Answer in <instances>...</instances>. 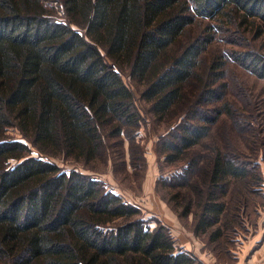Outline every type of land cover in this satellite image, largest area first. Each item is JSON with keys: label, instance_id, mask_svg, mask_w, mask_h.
Returning <instances> with one entry per match:
<instances>
[{"label": "trees", "instance_id": "1", "mask_svg": "<svg viewBox=\"0 0 264 264\" xmlns=\"http://www.w3.org/2000/svg\"><path fill=\"white\" fill-rule=\"evenodd\" d=\"M250 24L264 35V0H0V264H198L100 180L44 157L88 164L137 126L142 110L125 74L155 117L179 115L162 147L168 162L187 163L163 179L178 187L182 215L196 205V228L213 242L241 225L224 196L232 182L262 181L254 162L229 141L196 150L221 115L248 124L219 103L227 61L206 53L216 33L239 42ZM227 54L264 79L262 52Z\"/></svg>", "mask_w": 264, "mask_h": 264}, {"label": "rangeland", "instance_id": "2", "mask_svg": "<svg viewBox=\"0 0 264 264\" xmlns=\"http://www.w3.org/2000/svg\"><path fill=\"white\" fill-rule=\"evenodd\" d=\"M51 5L53 4H49ZM57 15L58 19H61L62 11L58 10ZM203 21L204 24H216V21L211 19ZM200 29L195 25L193 31L196 33ZM242 29L245 40L241 39L235 43L216 33L206 55L207 60H211L216 54L224 56L227 66L220 82L227 85L219 91L223 96L219 103H229L241 113L244 112L249 116L248 124L244 121L238 125L234 119L228 118V114L221 115L218 123L212 126L205 144L196 151L201 153V157L206 156L216 142L223 145L225 141H229L231 147L239 150L244 158L254 162L255 167H251V175L261 174L262 181L258 182L259 179L253 177L249 186L235 182L229 185L224 198L228 210L234 209L241 213V225L232 229L223 228L225 235L218 242L210 239L211 230L207 233L197 230L196 205L191 213L182 215L184 202L180 200L181 197L178 203L172 198L179 191L178 187L166 186L163 180L182 172L187 164L185 161L168 162L162 147L163 138L179 123V115L175 114L169 120H159L155 117L149 104L141 99L140 86L135 85L128 74L123 75L124 79L136 93L138 105L142 110V119L137 126H125L121 135L110 139L106 153L88 164L44 156L57 162L64 170L79 169L100 180L107 190L119 194L124 201L136 206L140 210V218L148 226H166L177 245L194 254L198 264H236L239 260L237 256L244 260L240 264H253L251 258L254 254L255 263L258 264V256L253 249L260 247L264 236V79L234 60L226 58L228 50L232 49L253 48L264 54V35H258L255 24ZM9 134L27 142L16 128H10ZM33 155L39 156V153L34 149ZM193 173H196V169L191 173L192 176ZM177 182L178 180L174 183ZM236 197L242 201H236L235 205ZM193 199L197 200L195 195ZM226 248H231V253H228Z\"/></svg>", "mask_w": 264, "mask_h": 264}, {"label": "crops", "instance_id": "3", "mask_svg": "<svg viewBox=\"0 0 264 264\" xmlns=\"http://www.w3.org/2000/svg\"><path fill=\"white\" fill-rule=\"evenodd\" d=\"M253 250H254L255 253H257V256H258L257 257V262H258V264H264V236L261 239L260 247L259 248L255 247ZM237 257H239V260L237 261L236 264H240L241 262L244 261L243 258H241V256H237ZM255 260H256V258H255V254H254L253 257L251 258V261H252L253 264H256Z\"/></svg>", "mask_w": 264, "mask_h": 264}]
</instances>
